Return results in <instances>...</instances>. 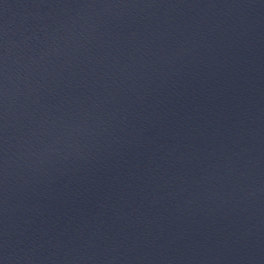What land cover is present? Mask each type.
Returning <instances> with one entry per match:
<instances>
[{
    "label": "water",
    "instance_id": "water-1",
    "mask_svg": "<svg viewBox=\"0 0 264 264\" xmlns=\"http://www.w3.org/2000/svg\"><path fill=\"white\" fill-rule=\"evenodd\" d=\"M0 264H264V0H0Z\"/></svg>",
    "mask_w": 264,
    "mask_h": 264
}]
</instances>
